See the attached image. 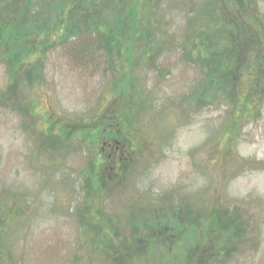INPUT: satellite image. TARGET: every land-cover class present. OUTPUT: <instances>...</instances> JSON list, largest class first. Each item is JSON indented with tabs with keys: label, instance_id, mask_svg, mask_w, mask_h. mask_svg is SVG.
Here are the masks:
<instances>
[{
	"label": "rangeland",
	"instance_id": "rangeland-1",
	"mask_svg": "<svg viewBox=\"0 0 264 264\" xmlns=\"http://www.w3.org/2000/svg\"><path fill=\"white\" fill-rule=\"evenodd\" d=\"M126 1L0 0L1 264H264V0Z\"/></svg>",
	"mask_w": 264,
	"mask_h": 264
},
{
	"label": "trees",
	"instance_id": "trees-1",
	"mask_svg": "<svg viewBox=\"0 0 264 264\" xmlns=\"http://www.w3.org/2000/svg\"><path fill=\"white\" fill-rule=\"evenodd\" d=\"M69 2L70 0H55L54 2L53 0H48L47 7L42 9V11H44L46 8H48L50 11L56 8L57 9L56 11H59L60 22L62 24V26H60L58 29V31L61 32H58L57 34L59 39L61 37H65L67 33L77 32L75 31V28L77 24L82 22L85 24L87 28L90 27L93 31L99 32L102 38L104 39V41H106V43L110 46L111 45L119 46V44H123V46H126L128 43H131L140 34L139 33L140 30L136 27L137 23H136L135 13L131 9L132 5L131 4H129L128 6L124 5L127 2L126 0H118V3L123 12H120V14L117 17H115V20L112 21L106 20V22L103 21L102 23L101 20L103 18H99V17L103 15V10L106 11V8L103 5H101V7L97 6L92 8L91 6H89L90 4H87V0H81L80 6L79 4H77V0H74L72 2V8L67 10L68 15L66 17H62V11H64L66 3ZM55 3L57 4L59 3V5ZM53 4H55V6H52ZM123 6H126L124 10H123ZM3 41L7 42L6 39ZM115 102L117 104V101ZM115 102L113 100L111 105H116ZM107 130H110V128ZM104 131H105L104 129H103V133L101 131L100 132L98 131V135H95L93 141L97 145L102 144V150H101L102 153H104L105 151L104 146H107V141L108 142L110 141L109 138L112 137L114 139L115 138L117 139L115 135L110 136L109 132H104ZM79 140L82 142L83 138L80 137ZM100 141H102V143ZM108 146H111V144H109ZM102 153H100V155ZM116 153L117 151L116 152L114 151L113 155H115ZM102 156H104L105 158H101V160L109 159L107 154Z\"/></svg>",
	"mask_w": 264,
	"mask_h": 264
}]
</instances>
